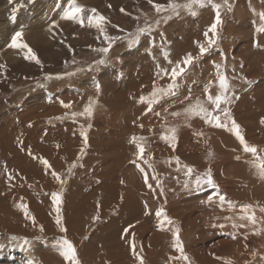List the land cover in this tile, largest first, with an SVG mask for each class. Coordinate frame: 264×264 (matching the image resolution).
Returning <instances> with one entry per match:
<instances>
[{
    "label": "rangeland",
    "instance_id": "1",
    "mask_svg": "<svg viewBox=\"0 0 264 264\" xmlns=\"http://www.w3.org/2000/svg\"><path fill=\"white\" fill-rule=\"evenodd\" d=\"M76 2L85 8V20L91 9L106 17L104 34L86 23L81 27L75 21L61 19L69 6L66 0H0V64L6 66L0 70V264H27L28 260L34 264H67L56 243L65 236L76 246L81 264H139L130 248L133 239L144 264H186L172 259L180 255L173 246L177 227L189 257L187 264H225L227 260L232 264H264V179L254 167L259 161L243 151L227 128H216L202 117L185 114L197 99L213 110L205 89L213 96L219 94V77L226 76L227 94L234 98L221 107L230 109L247 143L264 156V32L259 31L264 27V0H212L203 6L192 5L191 9L181 7L178 14L157 13L149 0ZM174 2L185 5L188 0ZM154 3L167 5L169 0ZM21 4L13 21L12 10ZM216 5L220 6L222 24L216 43L200 56L197 42L207 44L204 32L214 22ZM149 26V31L137 37L138 42L129 41V34ZM20 30L22 41L36 53L40 64L25 60L23 51L9 47L12 36ZM105 34L113 38L107 54L97 51L108 46ZM187 53L198 59L179 80L176 95L161 98L149 112L147 100L153 81L157 88H166L170 83L157 72L164 67L170 71L175 61H182ZM165 55L173 62L170 66ZM100 60L106 62L100 64ZM129 64L135 66L133 72ZM116 88L123 94L120 92L112 108L110 96ZM141 96L145 102L140 101ZM61 102L71 106L64 108ZM90 104L93 115H79ZM174 112L180 115H172ZM225 122L230 126V121ZM173 127L175 150L162 139ZM18 128L26 131L12 134ZM84 130L87 146L80 134ZM133 135L145 137L143 160L131 142ZM124 153V161L116 160ZM39 157L50 165L57 163L54 168L59 169L63 185L55 178L40 177L47 174L44 169L38 176L34 171L24 174L22 165L38 168L32 163ZM73 162L76 167L69 174ZM184 165L194 167L192 175H186ZM208 169L218 189L197 186L196 177ZM144 172L153 186L151 190L144 182ZM153 176L158 178L159 186ZM43 180L51 188L43 185ZM217 191L226 196L223 204L217 196L208 200ZM53 192H61L60 207L64 211L65 201L75 193L81 202L94 192L97 197L89 202L93 206L90 212L98 210V203L104 211L98 220L87 218L85 226L71 227L63 219L67 232L61 233L51 218L56 216ZM125 197L139 205L133 216L141 220V225H132L130 234L122 238L126 218L120 214L126 205H133L125 202ZM21 204L27 205L35 224ZM243 205L252 206L249 211L255 213V224L239 219L244 214ZM161 208L173 221L165 223L163 229L158 227L160 221L155 215ZM66 213L69 218L70 213ZM233 223L246 227L233 228ZM25 227L36 233H27Z\"/></svg>",
    "mask_w": 264,
    "mask_h": 264
},
{
    "label": "snow or ice",
    "instance_id": "2",
    "mask_svg": "<svg viewBox=\"0 0 264 264\" xmlns=\"http://www.w3.org/2000/svg\"><path fill=\"white\" fill-rule=\"evenodd\" d=\"M66 2L69 4V6L63 10L61 19L75 21L81 27H84L86 23L88 27L96 28L102 34L105 33V29L103 25L106 23V17L98 14L96 9H91L90 10L91 14L88 15L85 20L84 13L86 10L84 7L79 5L76 2V0H66ZM149 3L152 4L153 8L155 9L157 13L170 11L172 14H178L179 9L181 7H187L191 9L192 5L203 6L206 3L208 4L212 3V0H188V3L185 5H178L174 2V0H169V3L167 5H161L158 3H154V0H149ZM19 7H23V5L22 4L17 5V7L12 10L11 19L13 21H15L16 19V11H17V8ZM121 11H123V9H121ZM221 24H222V19H221V13H220V6L216 5L214 22L204 32V37L207 41V44L205 45V44H200L199 42H197L200 56H203L204 54H206L208 50L216 43V35H217L218 26ZM54 26L55 24H53V27ZM149 30H150V26L148 28H139L137 30V33L129 34V41L131 43L138 42L137 37L139 35L144 34L145 32ZM259 31L264 32V27H261ZM22 37H23V30L15 32V34L12 36L11 44L9 45V47L20 49L21 51H23L25 60L35 61L37 64H40L41 61L39 60V57L36 55V53L30 48V46L27 43L22 41ZM104 38L108 42V46L97 49V51L107 54L112 46L113 38L107 36L106 34ZM165 59L167 60L169 64L173 63L169 59L168 55H165ZM196 59H198V57H194L191 53H187L183 57L182 61L175 62V66L171 67L170 71L167 68H160V70L157 72L156 75L160 78L167 77L170 80V83L166 86V88L164 87L157 88L155 81H153V91L151 93V98L147 100V105H148L147 110L149 112L152 111V105L159 103V100L161 98L166 97V96L176 95V90L179 88V80L186 75L187 69L194 63ZM105 62H106L105 60H100L98 63L103 64ZM5 67H6L5 65L0 64V70H3ZM246 83H250V81H246ZM219 87L221 91L219 92V94L215 96L210 94L207 88L205 89V92L207 94V102L214 106L213 110L210 111L199 99H197L195 104H190L185 109V114L187 116L202 117L205 120V122L211 124L212 126L216 128H227L229 131L233 132L236 139L239 141L240 145L243 147V151L245 153H251L255 157V159L259 161L258 163H254V167L257 168L260 178L264 179V156H261L258 154V149L255 146L249 145L247 143V141L245 140V137L242 135L240 125L232 117L230 109L228 107H223V108L221 107V105H229L232 102V99L234 98V95L229 96L227 94L229 91V84L227 82L226 76L220 75ZM96 88L97 90H99L100 86L97 84ZM235 98H238V97H235ZM186 99H188V97H186ZM140 101L145 102V97L141 96ZM61 104H62V107L64 108H69L71 106L70 104H66L63 102H61ZM73 115L75 116L77 115V113H73ZM79 115H87L88 117H91L93 115V107L91 106V104L85 107L84 111L82 113H79ZM156 115H160V114L156 113ZM172 115L177 116V115H180V113L174 112L172 113ZM225 121H230L231 122L230 126ZM261 123L264 124V118L261 119ZM89 127L91 126L89 125ZM140 127L143 128V125L141 124ZM169 132H170V135H162V139H164L165 141H168L170 143V146L173 148V150H175L176 141H177L176 129L173 127L169 129ZM80 134L83 137L84 145L87 146L88 144L87 131L86 130L81 131ZM196 135L202 136L203 133H196ZM144 141H145V137L143 136L137 137L133 135L131 137V142L135 144L138 150L137 155L141 160L144 159V154H145ZM57 147H59V145H57ZM83 152H84V148L81 149V154H83ZM29 154L31 155V153ZM38 159L40 160V163L44 165L45 168L50 167V164L47 159H44L43 157H39ZM236 159L239 160L240 157L237 156ZM175 160L177 164H180L179 157H176ZM75 167H76V163L73 162L69 166V169H68L69 174H71L72 169ZM183 167L186 170V175L190 176L195 171L193 166L184 165ZM141 171H143V169H141ZM52 175L61 185L65 183V181L61 178V176L57 174L56 172H52ZM12 178L13 177L10 175L9 180H11ZM152 179L157 181V186L160 185V182L157 177L153 176ZM148 181H149V176L147 172H144V182L148 186V188L151 190L153 186ZM195 182L197 186L201 184H205L213 189H218V185H216V183L214 182L211 169H208L203 174V176H197ZM213 196H217L221 204H223V202L226 200V196L223 194H220L217 191V192H214L213 195H209L208 197L209 202L212 201ZM51 199H52L53 207L56 212L55 223L59 227L61 233H66L67 228L65 227L63 223V217L61 214V207H60V205L62 204L61 192L51 193ZM20 207L24 209L27 218L31 219L33 224H35V217L28 215L27 205L21 204ZM99 207L100 205L98 203L97 208L99 209ZM251 207H252L251 205H243L241 207V211L244 214L241 215L239 219L247 220L251 222L252 224H255L256 223L255 213L249 211ZM145 208L147 209V204H145ZM261 211H264V209H261ZM145 214L147 215L149 213L146 211ZM155 215L160 221L158 224V227L161 229H163L165 223L167 224L173 223V221L166 216L162 208L157 210ZM98 219H99V212H97V214L93 217V221L98 220ZM226 219H231V218L226 217ZM232 226L233 228L246 227V225L243 223L241 224L233 223ZM130 227H133V226H129V228H125L123 230L122 238L123 236H128L130 234ZM219 227H224V225H219ZM41 231H43L42 228H41ZM179 232H180V229L178 227L175 228V230L173 231V239H174L173 246L180 253V255L178 257H173L172 259L183 260L187 264V262L189 261V257L185 254L182 241L179 238ZM131 235L134 237V233H131ZM232 238L235 239L236 238L235 235H233ZM85 239H88V237H85ZM23 242L24 244H27L28 240L25 238ZM56 243L59 245L60 255L67 262V264H81V261L79 260V257L77 255L76 246L72 243L71 240H69L65 236V237H62L60 240L56 241ZM130 248H131L133 256L139 261V264H144V258L141 255H139V252L136 249L134 239L130 243ZM217 258L220 259L219 257ZM27 264H34V262L32 260H28ZM225 264H232V262L230 260H227L225 261Z\"/></svg>",
    "mask_w": 264,
    "mask_h": 264
},
{
    "label": "bare ground",
    "instance_id": "3",
    "mask_svg": "<svg viewBox=\"0 0 264 264\" xmlns=\"http://www.w3.org/2000/svg\"><path fill=\"white\" fill-rule=\"evenodd\" d=\"M169 47V46H168ZM166 49V48H165ZM182 49V48H181ZM184 49V48H183ZM173 51V50H172ZM161 52V51H160ZM169 52V51H168ZM162 53V52H161ZM170 53V52H169ZM168 53V54H169ZM138 54V53H137ZM163 54V53H162ZM165 54V53H164ZM163 54V55H164ZM171 54H173V52L171 53ZM136 55V54H135ZM184 55V54H183ZM160 56V55H159ZM173 56V55H172ZM176 56H178V55H176ZM174 59H175V57H173ZM178 58V57H177ZM182 58H183V56H182ZM143 59V58H142ZM141 59V60H142ZM159 60V59H158ZM155 61H156V59H155ZM159 61H161V60H159ZM175 61V60H174ZM180 61V60H179ZM176 62V61H175ZM146 63V62H145ZM156 63H157V61H156ZM141 64H142V62H141ZM154 64V63H153ZM158 64V63H157ZM167 64H169V63H167ZM166 64V65H167ZM130 66H131V64H129ZM127 66V67H130V66ZM134 65H136L135 63H134ZM133 65V66H134ZM155 65V64H154ZM160 65V64H159ZM165 65V66H166ZM175 65V64H174ZM139 66V65H138ZM153 66V65H152ZM157 66V65H156ZM169 66H170V64H169ZM132 67V66H131ZM135 67V66H134ZM134 67H132L131 68V70L134 68ZM155 67V66H154ZM168 67V66H167ZM199 67H201V66H199ZM142 68L143 67H141V70H142ZM165 68V67H164ZM129 69V68H128ZM135 69V68H134ZM136 69H137V67H136ZM148 69V68H147ZM198 69H200V68H198ZM156 70V69H155ZM157 70H159V69H157ZM130 71V70H129ZM128 71V72H129ZM131 72H133V70L131 71ZM156 72V71H155ZM199 72H201L200 70H199ZM144 73V72H143ZM153 74H154V72H152ZM128 74V73H127ZM136 74V73H135ZM145 74V73H144ZM148 76V75H147ZM126 78V77H125ZM133 79V78H132ZM131 79V80H132ZM165 80V79H164ZM130 81V80H129ZM128 81V82H129ZM133 81V80H132ZM136 81V80H135ZM115 82V81H114ZM120 83H121V81H119ZM118 82V83H119ZM134 82V81H133ZM159 82V81H158ZM112 83V82H111ZM130 83H131V81H130ZM114 84V83H113ZM115 84H117V83H115ZM123 84V83H122ZM126 84V83H125ZM165 84V83H164ZM112 85V84H111ZM118 85V84H117ZM141 85H144V82L142 83V84H139V85H137V87L138 86H141ZM167 85V84H166ZM113 86V85H112ZM133 86V85H132ZM161 86V85H160ZM121 87V86H120ZM119 87V88H120ZM124 87V86H123ZM122 87V88H123ZM127 87V86H126ZM129 87V86H128ZM137 87H135V88H137ZM110 88H111V86H110ZM125 88V87H124ZM134 88V89H135ZM115 89V88H114ZM117 89L118 88H116V91L114 92V94L112 95V96H110V98H111V103H110V105L112 106V108H114V106H115V99L117 98V97H121V95L123 94V90L122 91H120V92H122V94L118 91V93H117ZM152 92V91H151ZM111 93V92H110ZM125 93H126V91H125ZM128 94H129V92H128ZM109 95V94H108ZM133 101V100H132ZM131 101V102H132ZM128 102V101H127ZM135 102V101H134ZM133 102V103H134ZM137 102V101H136ZM141 105V104H140ZM137 107H138V105H136ZM134 107V106H133ZM174 107V106H173ZM110 108V107H109ZM111 108V109H112ZM118 108V107H117ZM132 111V110H131ZM130 114V113H129ZM186 119V118H185ZM3 130V129H2ZM24 131H26V128L24 129ZM24 131H22L20 128H18L17 130L15 129L13 132H12V134H14L15 133V135H19V134H22ZM24 139V138H23ZM0 141H2V140H0ZM34 143V142H33ZM32 143V144H33ZM9 144V143H8ZM36 146V145H35ZM37 149V148H36ZM8 150V149H7ZM38 152H40V150H37ZM112 155V154H111ZM117 156H119V155H117ZM125 153L122 155V157L119 159V157H116V160H118V161H124L125 160ZM107 158V157H106ZM111 158V157H110ZM113 158V157H112ZM104 160V159H103ZM106 161H107V159H106ZM32 162V161H31ZM102 162H104V161H102ZM25 164V165H24ZM23 165H22V169L24 170V174H29L30 172H32V171H34L35 172V174H36V176H38V175H40L41 174V172H42V169H44V170H46L47 171V174L46 175H41L40 177H45V179L46 178H54L53 177V175H52V172H56L57 174H58V170L59 169H57V167H55L54 168V166L57 164V163H53L52 165H50V167L49 168H45L44 167V165L43 164H41L40 163V160L38 159L37 160V162L36 163H32V165H34V166H38V168H32V169H28L27 168V164L26 163H24ZM59 164V163H58ZM105 164V163H104ZM106 164H108V163H106ZM109 165V164H108ZM112 166H113V164H112ZM84 170V169H83ZM107 171V170H106ZM43 172H45V171H43ZM42 172V173H43ZM77 172V171H76ZM82 174V173H81ZM83 175H85L84 173H83ZM86 175H88V174H86ZM91 177V176H90ZM96 181V180H95ZM43 182V185H45V186H48L49 188H51V186L49 185L50 183L49 182H47V181H45V180H43L42 181ZM99 182V181H98ZM88 183V182H87ZM131 183V182H130ZM95 184H96V182H95ZM101 184V183H100ZM103 184V183H102ZM93 185V184H92ZM110 185V184H109ZM119 185V184H118ZM120 185H122V184H120ZM90 186V185H89ZM88 185H87V187H89ZM120 187V186H119ZM123 187V186H122ZM136 187V186H135ZM124 189V188H123ZM132 189V188H131ZM78 190H80V189H78ZM44 191V190H43ZM77 191V190H76ZM87 191V190H86ZM89 192H92V190L90 191V189H89ZM106 192V191H105ZM135 192V191H134ZM75 193V192H74ZM85 193H87L88 194V192H85ZM94 194V192L91 194V195H89V196H85V201H81L80 202V198H79V196H76V193H75V195H73L72 196V198H69L67 201H65V203H67L66 205H67V211L70 213V215H69V218L67 217V213H66V210L64 211L63 209H61V211L63 210V212H65V214H66V216L65 217H63V219H64V222H66V224H68L69 226H71V227H74L75 225H81V226H85V224H86V222H87V218L90 220H93V217L97 214V212H99V215H101L102 214V211H104L102 208L101 209H98L97 211H93V213L92 212H90V210H91V208H93V206H92V204L91 203H89V202H91V201H93V198H95V197H97V196H94L93 195ZM124 194V193H123ZM96 195V194H95ZM103 195V194H102ZM102 195H101V198H102ZM81 196V195H80ZM83 196V195H82ZM81 196V197H82ZM131 199L130 198H128V197H125L124 198V201L125 202H130V203H132L133 205L131 206V207H129V206H125L124 207V210L121 212V214H120V216L121 217H124V218H126V225H125V227L124 228H127V227H129V226H132V225H135V227H137L138 225H141V223H140V219L138 218V217H135V216H133V212L135 211V210H137L138 209V207H139V205H137L136 203H134L133 201H130ZM71 201V202H70ZM68 203H70V204H68ZM61 206V205H60ZM102 210V211H101ZM83 212H86V213H89V214H86V213H83ZM55 215H56V212H55ZM51 218H52V221L53 222H55V217H53V216H51ZM46 219V218H45ZM68 219V221H66ZM110 225V224H109ZM115 225V224H114ZM112 225L111 227H112V229H113V232H114V235L116 236L117 234H116V232H115V229H116V227L115 226H117V227H119L118 225ZM36 226V225H35ZM9 227V226H8ZM11 227H9V229H10ZM121 229V228H120ZM15 230V229H14ZM138 230V229H137ZM25 231H27V233H30V234H35L36 233V231H35V229H33V228H29V229H26V227H25ZM24 231V232H25ZM135 235H136V233H134ZM54 261V260H53Z\"/></svg>",
    "mask_w": 264,
    "mask_h": 264
}]
</instances>
